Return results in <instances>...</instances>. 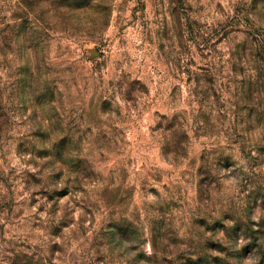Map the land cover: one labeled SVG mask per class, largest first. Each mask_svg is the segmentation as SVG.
I'll return each mask as SVG.
<instances>
[{"label": "rangeland", "instance_id": "obj_1", "mask_svg": "<svg viewBox=\"0 0 264 264\" xmlns=\"http://www.w3.org/2000/svg\"><path fill=\"white\" fill-rule=\"evenodd\" d=\"M0 264H264V0H0Z\"/></svg>", "mask_w": 264, "mask_h": 264}]
</instances>
